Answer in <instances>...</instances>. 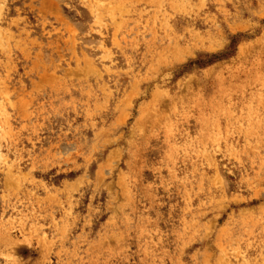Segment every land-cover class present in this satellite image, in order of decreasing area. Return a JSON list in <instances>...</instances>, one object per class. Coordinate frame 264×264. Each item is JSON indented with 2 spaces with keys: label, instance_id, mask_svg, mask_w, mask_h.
Instances as JSON below:
<instances>
[{
  "label": "rangeland",
  "instance_id": "1",
  "mask_svg": "<svg viewBox=\"0 0 264 264\" xmlns=\"http://www.w3.org/2000/svg\"><path fill=\"white\" fill-rule=\"evenodd\" d=\"M0 264H264V0H0Z\"/></svg>",
  "mask_w": 264,
  "mask_h": 264
}]
</instances>
